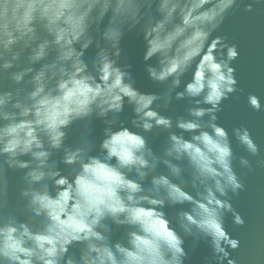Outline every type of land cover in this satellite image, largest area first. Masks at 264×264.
<instances>
[{"label":"clouds","instance_id":"obj_1","mask_svg":"<svg viewBox=\"0 0 264 264\" xmlns=\"http://www.w3.org/2000/svg\"><path fill=\"white\" fill-rule=\"evenodd\" d=\"M236 6L238 0H0V74L12 82L7 90L0 85V264H185L187 237L208 244L205 264H237L231 251L240 240L227 231L225 215L245 224L228 198L245 184L233 168L229 133L216 121L222 102L243 89L230 66L237 45L213 35ZM133 30L160 92L137 88L132 65L122 62L121 42ZM173 94L191 104L175 119L163 114ZM247 104L264 107L253 93ZM125 105L130 121L120 119ZM93 118L104 125L95 155ZM77 122L79 136L67 145ZM149 133L166 134L159 154ZM232 136L259 154L246 126ZM239 164L252 171L248 159ZM5 165L25 170L19 196L30 218L3 214ZM161 165L166 173L157 171ZM184 204L169 219L164 209ZM110 224L125 229L122 240L113 242ZM77 245L78 255L70 254Z\"/></svg>","mask_w":264,"mask_h":264},{"label":"water","instance_id":"obj_2","mask_svg":"<svg viewBox=\"0 0 264 264\" xmlns=\"http://www.w3.org/2000/svg\"><path fill=\"white\" fill-rule=\"evenodd\" d=\"M252 0H238V6L230 10L226 15L224 22L213 34L214 36H223L229 44L235 43L238 48L239 56L231 63L230 66L235 68V75L238 81L237 87L243 89V92L230 94L227 100L222 102V111L217 113V124L224 127L228 133L232 143L234 156L233 168L237 175L243 180L245 188L233 195L229 192L230 202L236 211L245 220L243 226L233 224L231 213L225 215V227L234 238L240 240L238 249L231 251V258L235 259L237 264H264V166H258L257 161L264 160V107L260 112L254 111L247 104V95L253 93L260 97L261 104L264 106V3L254 4L253 11L245 12L243 6ZM107 23V17L105 18ZM103 27V25H101ZM122 62L132 65L131 72L135 86L144 92H160L163 86L155 85L150 81L145 72V64L143 62V41L136 34V30L127 33L121 42ZM95 55V48L90 47L85 53V59L91 63V59ZM27 51L21 57L23 64L26 59ZM149 61V63H153ZM36 67H39L37 65ZM10 69L9 71H15ZM190 73L186 75L185 80L190 79ZM7 73L0 74V85L4 90L12 84L7 80ZM23 85H13V87H22ZM183 84L179 90H182ZM191 104L188 100L177 101L172 99L171 108L164 112V115L176 116L185 115L186 110ZM132 117L131 108L125 105V110L120 115L121 120L130 121ZM208 117L204 118L207 122ZM246 126L255 143L260 147V152L253 157L239 145L235 137L232 136V129ZM131 127L130 123L128 124ZM79 122L73 124L68 129V138L65 141L67 145H74L80 130ZM104 125L100 120L93 118L91 124L90 142L94 144L93 155L99 151V142L102 138V129ZM135 131V129H133ZM166 134L154 136L152 133L147 134L149 146L153 151L159 154ZM185 138L188 134L185 133ZM62 153H55L52 159L59 161ZM244 157L249 160L252 171L242 168L239 164V158ZM22 159H28L23 157ZM2 161V158H0ZM63 164H59V168L64 169ZM25 170L9 169L4 166L3 182L6 185V191L3 201V214L13 215L18 220L30 218L23 209V201L20 199L19 192L23 186L22 176ZM158 172L166 173V169L161 165L157 169ZM185 180L190 177L184 174ZM148 186L147 184L145 185ZM189 205H177L175 208H165L164 211L171 219L180 210H186ZM5 216L0 215V220H4ZM174 223V221H173ZM113 242L122 240L123 227L117 228L109 225ZM195 244V250L193 245ZM185 250L189 253V259L185 264H205V258L212 255L208 244L203 241H195L192 237H187L185 242ZM79 245L70 249V254L78 255Z\"/></svg>","mask_w":264,"mask_h":264}]
</instances>
